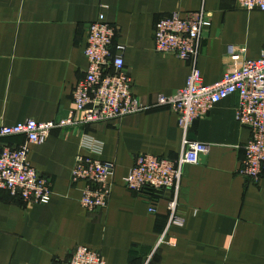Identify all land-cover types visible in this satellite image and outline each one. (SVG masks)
<instances>
[{
    "label": "crops",
    "instance_id": "obj_1",
    "mask_svg": "<svg viewBox=\"0 0 264 264\" xmlns=\"http://www.w3.org/2000/svg\"><path fill=\"white\" fill-rule=\"evenodd\" d=\"M202 10L211 26L196 62L156 51L160 21ZM100 15L116 29L115 45L126 47V71L144 111L121 122L57 129L44 144L30 145L29 159L50 180L52 200L25 203L0 190V264L65 262L79 246L108 264H145L168 225V201L159 198L151 214L125 179L139 155L175 160L184 140L177 114L159 107L158 98L184 88L194 69L206 85L218 83L230 47L247 60L264 52V11L243 10L237 0H0L1 124L68 117L89 66L87 29ZM238 106L232 95L190 128L189 139L211 151L184 169V224L172 228L174 243L157 248L150 264H264V174L254 182L240 173L251 132L237 123ZM79 154L116 163L106 208L81 205L86 184L72 180Z\"/></svg>",
    "mask_w": 264,
    "mask_h": 264
},
{
    "label": "built area",
    "instance_id": "obj_2",
    "mask_svg": "<svg viewBox=\"0 0 264 264\" xmlns=\"http://www.w3.org/2000/svg\"><path fill=\"white\" fill-rule=\"evenodd\" d=\"M246 11H264V0H237ZM211 26L209 14L202 10L182 16L177 13L159 22L156 30V51L196 62L200 56L204 30ZM116 29L104 15L87 29L85 57L89 66L74 91V109L59 122H37L27 119L7 126L0 123V190L25 203L47 205L52 200L50 180L38 172L29 159L30 145L44 144L57 129L121 122L144 111L133 92L132 79L126 71L123 45H115ZM232 95L239 97L236 121L251 132L244 146L245 159L240 173L254 182L264 174V52L257 60H247L236 47L228 50L223 78L206 85L199 70L194 69L187 84L173 96H160L159 107H167L178 116L184 132L182 151L175 160L153 155H139L125 179L128 190L144 197L151 214L157 213L159 198L168 201L169 222L156 249L172 245L170 231L184 224L179 216L180 190L187 166L197 165L201 156L209 154V145L191 141L192 125L206 118L216 105ZM23 137L21 146L4 144L5 140ZM98 153V152H96ZM99 154V153H98ZM116 163L79 154L72 171L74 183L84 182L81 205L89 212L108 206ZM156 249L145 262L150 264ZM54 264H108L96 251L79 246L69 261Z\"/></svg>",
    "mask_w": 264,
    "mask_h": 264
}]
</instances>
